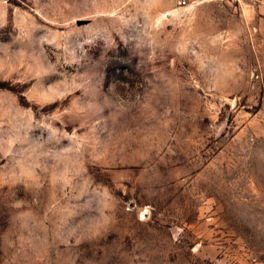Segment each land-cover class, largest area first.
<instances>
[{
	"label": "rangeland",
	"instance_id": "1",
	"mask_svg": "<svg viewBox=\"0 0 264 264\" xmlns=\"http://www.w3.org/2000/svg\"><path fill=\"white\" fill-rule=\"evenodd\" d=\"M249 8L0 0V264H264Z\"/></svg>",
	"mask_w": 264,
	"mask_h": 264
},
{
	"label": "crops",
	"instance_id": "2",
	"mask_svg": "<svg viewBox=\"0 0 264 264\" xmlns=\"http://www.w3.org/2000/svg\"><path fill=\"white\" fill-rule=\"evenodd\" d=\"M250 9V22L253 20L259 24L261 41L264 42V0H248Z\"/></svg>",
	"mask_w": 264,
	"mask_h": 264
},
{
	"label": "built area",
	"instance_id": "3",
	"mask_svg": "<svg viewBox=\"0 0 264 264\" xmlns=\"http://www.w3.org/2000/svg\"><path fill=\"white\" fill-rule=\"evenodd\" d=\"M220 1L225 3H239L240 0H173V3L178 8H191L196 7L204 2Z\"/></svg>",
	"mask_w": 264,
	"mask_h": 264
}]
</instances>
